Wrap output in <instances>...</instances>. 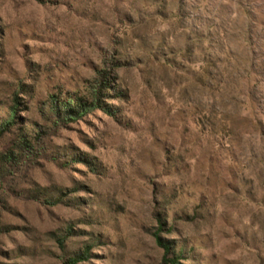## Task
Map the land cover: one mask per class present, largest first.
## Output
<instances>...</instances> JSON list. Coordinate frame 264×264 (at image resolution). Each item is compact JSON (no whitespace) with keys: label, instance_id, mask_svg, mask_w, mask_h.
Listing matches in <instances>:
<instances>
[{"label":"rangeland","instance_id":"rangeland-1","mask_svg":"<svg viewBox=\"0 0 264 264\" xmlns=\"http://www.w3.org/2000/svg\"><path fill=\"white\" fill-rule=\"evenodd\" d=\"M105 62L114 115L0 188V264H164L158 217L183 264H264V0H0L1 120L23 85L45 126Z\"/></svg>","mask_w":264,"mask_h":264},{"label":"trees","instance_id":"trees-1","mask_svg":"<svg viewBox=\"0 0 264 264\" xmlns=\"http://www.w3.org/2000/svg\"><path fill=\"white\" fill-rule=\"evenodd\" d=\"M109 62L104 63V68L98 73L95 81L91 83L89 96L80 94H51L48 98L49 112L45 114V126L37 125L35 130H28L27 123L23 122L24 98L28 94L23 85L15 92L13 102L6 119H0V141L12 137V141L0 152V188L9 184L19 173L30 169L45 157H48V143L57 137L70 125L84 121L96 112L102 111L114 115L106 104L111 97L116 78ZM159 228L156 234L158 244L164 249V264H183V256L174 247L175 242H164L160 237L166 227L162 217H158ZM69 233H72L70 231ZM170 234H180L175 228H170ZM66 239V238H65ZM94 244H87L82 250L65 258L66 264H82L91 259Z\"/></svg>","mask_w":264,"mask_h":264}]
</instances>
